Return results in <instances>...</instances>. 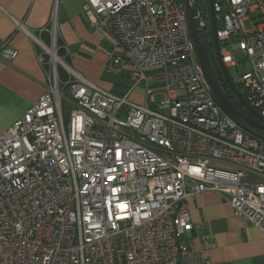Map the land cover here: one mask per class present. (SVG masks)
<instances>
[{
	"label": "built area",
	"instance_id": "1",
	"mask_svg": "<svg viewBox=\"0 0 264 264\" xmlns=\"http://www.w3.org/2000/svg\"><path fill=\"white\" fill-rule=\"evenodd\" d=\"M199 2L84 0L89 27L116 50L105 70L131 68L121 95L66 62L59 0L35 33L16 23L46 82L0 134V264H212L210 238L196 237L197 248L191 235L189 201L202 193L264 235V139L227 116L205 82L186 25V4L204 24ZM212 9L221 62L238 65L226 47L236 41L250 68L232 82L264 118V2L213 0ZM253 9L263 18L247 30Z\"/></svg>",
	"mask_w": 264,
	"mask_h": 264
},
{
	"label": "crops",
	"instance_id": "2",
	"mask_svg": "<svg viewBox=\"0 0 264 264\" xmlns=\"http://www.w3.org/2000/svg\"><path fill=\"white\" fill-rule=\"evenodd\" d=\"M264 2V0H261ZM53 0H0V55L16 52L13 60L0 59V134L20 118L44 92L46 77L39 67L36 47L16 23L30 33L44 27L50 17ZM84 0H59L58 41L66 45L70 56L66 62L85 79L108 92L121 95L132 86L131 68L119 73L106 72L113 49L105 32L89 27L84 16ZM264 13V10H261ZM251 10V24L262 13ZM41 39L48 43L47 35ZM137 89L130 99L139 101ZM191 221L199 226L193 243L199 248V237L210 238L211 247L204 255L212 264H264V235L216 193H202L189 201ZM198 237V239L196 238Z\"/></svg>",
	"mask_w": 264,
	"mask_h": 264
},
{
	"label": "water",
	"instance_id": "3",
	"mask_svg": "<svg viewBox=\"0 0 264 264\" xmlns=\"http://www.w3.org/2000/svg\"><path fill=\"white\" fill-rule=\"evenodd\" d=\"M212 4L213 0H209L210 11L212 14L210 24L213 38V47L216 57V65L214 64L212 56L210 55L209 47L204 34L205 25L202 23L196 24L191 8L188 6V4H186L185 8L188 36L192 43L201 73L205 79L206 84L208 85L209 90L212 93L213 98L215 99L216 103L220 106V108L224 111V113L249 134L253 135L256 138L264 139V135H261L257 131V129L264 131V118H262L254 109H252L248 105L242 93H240L236 89V86L230 79L225 66L221 62L219 42L216 38V25ZM198 13L199 17L197 21H201L200 11ZM219 70L222 73L226 82L228 83L231 91L243 106V109L247 111L251 115V117L239 110L231 102L230 98L226 95L218 76Z\"/></svg>",
	"mask_w": 264,
	"mask_h": 264
},
{
	"label": "rangeland",
	"instance_id": "4",
	"mask_svg": "<svg viewBox=\"0 0 264 264\" xmlns=\"http://www.w3.org/2000/svg\"><path fill=\"white\" fill-rule=\"evenodd\" d=\"M199 5H200V12L202 14V20H203V23L205 24V27H206L204 29L205 35H206V41H207V44L209 47L210 54H211V56L214 59L215 64H216V57H215V52H214V47H213V38H212L211 25H210V19H209L208 0H200ZM260 21H261L260 19L256 18L253 21V23H258ZM244 26H245V29H247V30L251 29L250 23L248 21L244 22ZM218 29H221L220 25H218ZM226 47H227V49L232 50V55H233L234 59L236 61H238V65L236 67H230V68L226 69L230 79L233 80L238 75L243 73L244 71L249 70L250 65H249V62L247 60H245L243 52L237 50L236 41L232 40V46L227 45ZM160 85H162V83H160ZM136 93H137V95L141 96V93H142L141 87L137 88ZM155 99L157 101H159L162 99V96L156 95ZM64 116L65 117L68 116V112L66 110L64 111Z\"/></svg>",
	"mask_w": 264,
	"mask_h": 264
},
{
	"label": "flooded vegetation",
	"instance_id": "5",
	"mask_svg": "<svg viewBox=\"0 0 264 264\" xmlns=\"http://www.w3.org/2000/svg\"><path fill=\"white\" fill-rule=\"evenodd\" d=\"M208 4H209V0H208ZM201 13V12H200ZM211 11H210V5H209V19L211 20ZM201 18H202V14H201ZM214 18H215V15H214ZM196 22V21H195ZM205 25V24H204ZM211 25V24H210ZM206 28V27H205ZM204 34H205V30H204ZM206 37V35H205ZM211 55V54H210ZM212 60L214 61V59L212 58ZM214 64H215V61H214ZM216 65V64H215ZM218 76H219V79H220V82H221V85L226 93V95L230 98L231 102L239 109L241 110L242 112H244L246 115L250 116L251 115L245 111L243 109V106L241 105V103L237 100L236 96L233 94V92L231 91L228 83L226 82V80L224 79L222 73L220 72V70L218 71ZM236 89L239 91V89L236 87ZM240 92V91H239ZM257 131L261 134V135H264V131L262 130H258Z\"/></svg>",
	"mask_w": 264,
	"mask_h": 264
}]
</instances>
